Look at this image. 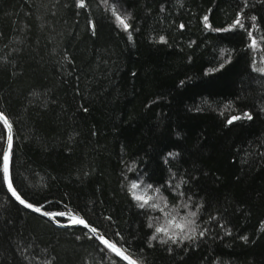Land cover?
<instances>
[{
    "label": "trees",
    "instance_id": "16d2710c",
    "mask_svg": "<svg viewBox=\"0 0 264 264\" xmlns=\"http://www.w3.org/2000/svg\"><path fill=\"white\" fill-rule=\"evenodd\" d=\"M0 111L29 202L139 264H264V0H0ZM6 139L0 264H127L9 195Z\"/></svg>",
    "mask_w": 264,
    "mask_h": 264
},
{
    "label": "water",
    "instance_id": "95a60500",
    "mask_svg": "<svg viewBox=\"0 0 264 264\" xmlns=\"http://www.w3.org/2000/svg\"><path fill=\"white\" fill-rule=\"evenodd\" d=\"M0 114H2V116L4 118H6L7 123H5L4 119H0L7 131V139H6V143H5V148H4V152H3V156H2V175H3V181H4V185L6 190L8 191L9 195L19 204H21L22 206H24L25 208H27L28 210L37 213L39 215H42L44 217H46L47 219L51 220L52 222H54L57 226L59 227H71V226H80L83 227L85 229H87L93 236H95L104 246H106L109 250H111L115 255H117L119 258H121L123 261H125L127 264H129V260H125L123 258V256L118 255L116 252H114L111 248H109L105 243L104 240H107L108 242L114 244L117 248H119L124 255L128 256L130 258L131 261H134L135 264H139L137 262V260H135V258H133L127 251H125L124 249H122L120 246H118L117 244H115L114 242H112L107 236H105L101 231H99L97 228H95L93 225H91L82 215L77 214L75 212L72 211H68V210H59V211H50L47 210L41 206L35 205L31 202H29L28 200H26L25 198H23L15 189L13 181H12V175H11V153L13 150V145H14V131H13V127L11 125V123L9 122L7 116L0 111ZM9 138H11V147H9ZM9 156V160H8V172L5 173L4 172V156ZM9 181H11V188L9 187ZM13 190H15V193L17 195H19L20 199H17L16 195L13 194ZM21 200L24 201V203H21ZM27 205H32V207H28ZM39 208L40 211H36V209ZM82 219L83 221H85V223L83 224H79V223H73V219ZM67 219V220H65Z\"/></svg>",
    "mask_w": 264,
    "mask_h": 264
},
{
    "label": "snow or ice",
    "instance_id": "6c2138e0",
    "mask_svg": "<svg viewBox=\"0 0 264 264\" xmlns=\"http://www.w3.org/2000/svg\"><path fill=\"white\" fill-rule=\"evenodd\" d=\"M206 19H207V17H205V20H206ZM120 23H121V25H123V27H124L125 29L128 28V24H127L122 18L120 19ZM237 23H239V21H237ZM0 119H4V120H5V123H7L6 118H4V117L2 116V114H0ZM9 147H11V138H9ZM8 160H9V156H7V155L4 156V172H5V173L8 172ZM9 187L11 188V181H9ZM134 187H135V186H134ZM13 194L16 195L17 199H20L19 195H17V194L15 193V190H13ZM141 199H142V198H141ZM21 203H24V201L21 200ZM27 206H28V207H32V205H27ZM36 211H40V209L37 208ZM73 223L83 224V223H85V221H83L82 219H75V218H74V219H73ZM181 227H182V226H181ZM159 231H165V230H164V229H160ZM104 243H105L109 248H111L114 252H116L118 255L123 256V258H124L125 260H129V264H135L134 261H131L130 258H129L128 256L124 255V253H123L119 248H117L114 244L108 242L107 240H104Z\"/></svg>",
    "mask_w": 264,
    "mask_h": 264
}]
</instances>
